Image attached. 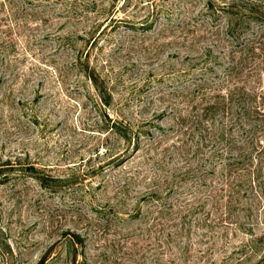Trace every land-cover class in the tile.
Wrapping results in <instances>:
<instances>
[{"label":"rangeland","instance_id":"1","mask_svg":"<svg viewBox=\"0 0 264 264\" xmlns=\"http://www.w3.org/2000/svg\"><path fill=\"white\" fill-rule=\"evenodd\" d=\"M230 92L264 0H0V264H264V161L226 194L238 108L199 121Z\"/></svg>","mask_w":264,"mask_h":264},{"label":"trees","instance_id":"2","mask_svg":"<svg viewBox=\"0 0 264 264\" xmlns=\"http://www.w3.org/2000/svg\"><path fill=\"white\" fill-rule=\"evenodd\" d=\"M234 93L230 92V96L219 95L197 106L200 111L201 126L208 123L207 119L213 120L217 115H229L234 102L238 108L235 111V120L237 133L241 132L238 135L242 143L234 147L235 155L232 154L233 147H230V152L223 157L220 168V189L226 194H239L248 189L252 190L251 183L261 175L260 162L264 161V94L257 96L254 93L246 101L244 96L240 94L233 96ZM73 236L78 241H82L77 235ZM257 238L252 242H262V237ZM255 244L250 247L253 255L258 253V246ZM260 261L264 262V255Z\"/></svg>","mask_w":264,"mask_h":264},{"label":"bare ground","instance_id":"3","mask_svg":"<svg viewBox=\"0 0 264 264\" xmlns=\"http://www.w3.org/2000/svg\"><path fill=\"white\" fill-rule=\"evenodd\" d=\"M126 154V153H125Z\"/></svg>","mask_w":264,"mask_h":264}]
</instances>
